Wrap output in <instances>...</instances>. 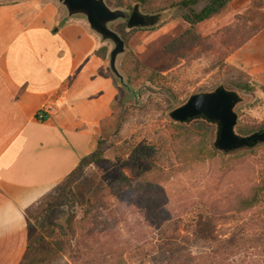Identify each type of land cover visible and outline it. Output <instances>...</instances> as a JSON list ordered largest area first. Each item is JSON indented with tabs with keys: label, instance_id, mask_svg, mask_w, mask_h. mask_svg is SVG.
<instances>
[{
	"label": "rangeland",
	"instance_id": "374dc122",
	"mask_svg": "<svg viewBox=\"0 0 264 264\" xmlns=\"http://www.w3.org/2000/svg\"><path fill=\"white\" fill-rule=\"evenodd\" d=\"M4 1L15 0H0ZM26 1L35 10L49 2L64 11L56 0ZM155 1L163 4V0ZM230 1L217 15L194 26L205 40L181 47L170 45L188 29L182 18L186 10L181 8L147 11L140 5L145 13L164 12L165 17L154 26L129 30L123 20L111 24L112 29L127 38L126 50L118 58L120 72L124 75L121 62L126 53L131 52L145 66L164 74L165 79L162 84L130 87L134 90L130 94L120 86L114 100L113 119L102 131L105 138L100 160L81 165L77 174H69L52 185L28 211H33L35 206L37 210H46L49 219L54 217L61 222L70 205L78 208L83 202L85 205L100 202L102 215L95 217L92 212V216L95 215L93 227L103 234L102 248L114 251V258L108 261L110 264L117 259L118 241L140 244L150 240L154 233L151 222L162 223L165 219L179 217L182 221L180 235L190 234L191 221L202 213L195 206L202 200L218 198L227 211L238 204L240 197L250 193L253 186L262 184L263 196L254 210L264 213V142L222 155L211 149L216 130L214 123L195 119L186 123L188 131L185 132L174 127L177 122L169 117L170 110L189 95L222 85L241 97L234 107L237 123L255 126V130L264 127V83L256 72L252 73L250 57L237 53L252 35L251 28L263 25L264 0H250L248 9L243 12L236 9L239 4H229ZM205 2L200 1L195 8L199 9ZM237 15L243 18L236 20ZM97 39L101 46L107 47V61L111 44ZM153 156L156 157L155 169L147 162ZM122 174L137 180L134 193L118 185ZM118 190L126 193L118 197ZM38 203H42V208ZM77 210L81 214L79 208ZM121 211L124 215H120ZM250 213H243L241 218ZM118 217L123 220L119 225ZM26 218L30 238L35 232V220L32 216ZM234 223L219 227L225 230ZM90 228L92 225H86L85 232L89 233ZM257 250L260 249L255 252ZM63 261V258L56 259L51 264H63ZM244 264H264V249L254 262Z\"/></svg>",
	"mask_w": 264,
	"mask_h": 264
},
{
	"label": "crops",
	"instance_id": "0c3cea01",
	"mask_svg": "<svg viewBox=\"0 0 264 264\" xmlns=\"http://www.w3.org/2000/svg\"><path fill=\"white\" fill-rule=\"evenodd\" d=\"M240 1L229 4L243 12L250 0ZM97 37L85 19L49 2L38 10L0 2V264H19L27 208L95 149L113 119L120 85L94 54ZM238 52L264 83V26ZM46 103L54 111L38 120Z\"/></svg>",
	"mask_w": 264,
	"mask_h": 264
},
{
	"label": "trees",
	"instance_id": "16d2710c",
	"mask_svg": "<svg viewBox=\"0 0 264 264\" xmlns=\"http://www.w3.org/2000/svg\"><path fill=\"white\" fill-rule=\"evenodd\" d=\"M105 1L110 7L131 8L133 3L138 2L142 9L147 11L169 7L186 10L182 18L188 24V29L170 43L172 47H181L182 44H189L197 40L203 41L204 38L196 32L194 26L217 15L230 0H206L199 9H196L195 5L202 0H163V4H157L155 0ZM235 18L237 20L243 17L237 15ZM263 26L264 23L259 28H251L253 32L251 36ZM122 38L127 41L123 34ZM94 54L105 59L107 47L105 45L98 47L94 50ZM121 69L125 76V83L130 87H138L146 83L162 84L165 79L164 74L145 66L131 52L126 53L122 59ZM132 91H134L133 88L130 93ZM186 125V123H174V127L185 132L188 131ZM255 129L257 127L247 124L236 123L235 126V131L239 134H249ZM104 138L105 135L102 133L98 138L96 149L84 156L70 174H77L83 164L100 160ZM211 149L222 155L232 153L221 152L213 145ZM155 158L153 156L152 160H147L148 165L154 169L157 168ZM135 182L137 180L131 179L125 174H122L118 179V185L126 186L129 193H134ZM123 192L126 193V191L118 190V197ZM262 196L263 187L261 184L253 186L250 193L240 197L238 204L227 211H224L226 210L225 205L219 204L218 198L198 202L195 208L202 213L191 221L190 234L183 236L180 235L182 221L179 217L165 219L162 223L151 222V225L154 224V233L150 236L149 241L140 244L129 240L118 241V256L114 264H244L247 261L254 262L264 249V226L262 228L264 213L254 210ZM222 198L224 199L225 196ZM85 202L88 203L87 200ZM83 203L78 207L81 214L78 213L77 206L72 203L73 205L69 206L70 209L63 215L61 222L54 217L49 219L46 216V210H37L34 206V210L30 212L28 209L33 207L27 208L26 216L34 217L35 232L30 236L19 264H51L56 259L62 258L64 259L63 264H110L108 261L114 258V251L102 248L103 245L100 241L103 234L101 235V232L93 227L95 226L93 219L102 215L103 206L100 202L97 205ZM40 205L41 207H39ZM37 206L42 208L43 205L38 203ZM248 211H251L249 216L241 218L242 214ZM92 212L95 213V217L92 216ZM120 215H124V213L121 211ZM120 220L123 221L118 217V225ZM231 221H235L234 226H228L229 228H225V230L220 229V225L229 224ZM124 222L127 221L124 220ZM86 225H92L89 233L85 232ZM119 231L118 227V233ZM90 241L96 246L94 247ZM256 249L260 250L255 252Z\"/></svg>",
	"mask_w": 264,
	"mask_h": 264
},
{
	"label": "water",
	"instance_id": "95a60500",
	"mask_svg": "<svg viewBox=\"0 0 264 264\" xmlns=\"http://www.w3.org/2000/svg\"><path fill=\"white\" fill-rule=\"evenodd\" d=\"M56 1L63 6L67 17H82L101 41L111 44L107 55L108 69L119 85L130 94L131 88L125 83L124 75L118 68V58L126 50L125 40L111 28V24L123 20L127 30L151 27L165 17L164 12L145 13L138 2L132 4L128 11L122 7H110L105 0ZM240 99L236 91L219 85L211 91L189 95L182 104L170 110L169 117L177 123H188L195 119L214 123L216 130L213 146L219 151L229 153L252 148L264 142V127L249 134L235 131L237 114L234 107Z\"/></svg>",
	"mask_w": 264,
	"mask_h": 264
},
{
	"label": "built area",
	"instance_id": "2783aa9c",
	"mask_svg": "<svg viewBox=\"0 0 264 264\" xmlns=\"http://www.w3.org/2000/svg\"><path fill=\"white\" fill-rule=\"evenodd\" d=\"M54 111V107L48 103L41 106V108L36 113V118L38 120H44L46 117L51 115Z\"/></svg>",
	"mask_w": 264,
	"mask_h": 264
}]
</instances>
